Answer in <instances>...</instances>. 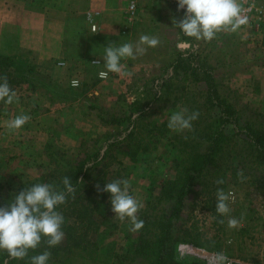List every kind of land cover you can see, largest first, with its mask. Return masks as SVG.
<instances>
[{"label":"rangeland","instance_id":"374dc122","mask_svg":"<svg viewBox=\"0 0 264 264\" xmlns=\"http://www.w3.org/2000/svg\"><path fill=\"white\" fill-rule=\"evenodd\" d=\"M134 1L132 21L126 19L131 0L104 1V10L118 20L117 35L111 36L100 33L99 27L90 29L87 12L94 14L96 24L101 17L107 18L106 23L111 14H97L89 0H0V56L22 65L21 71L0 70V78L7 79L17 97L12 103L0 101V190L22 189L68 159L100 151L104 159L94 173L105 170L109 182L129 181L130 194L143 205L138 218L142 209H150V201L159 209L169 206L164 201L158 205L156 197L163 182L177 174L180 157L173 136L200 132L217 114L202 72H194V66L204 63L210 67L220 95L237 109L238 125L226 128L235 134L237 151L225 158L221 171L197 185L202 190L199 194L187 198L184 214L175 222L179 241L169 244L167 251L173 249L178 260L195 258L207 264H215V256L221 252L230 264H264V167L256 166L248 155L250 147L243 135L250 124L264 126V23L253 21L236 31H221L211 41L195 40L172 24L173 18L179 20L184 13L177 10L176 0ZM141 34L158 36L160 43L143 55L122 60L128 75L109 73L108 78H100L104 46L135 42ZM180 39L191 41L192 46L178 50ZM179 53H190L194 62L168 77L164 68ZM98 58L99 64H92ZM73 79L79 80L78 87L71 85ZM154 83H159L156 95L151 89ZM184 107L198 111L199 117L191 129L173 132L166 126L168 116ZM137 110L134 122L125 120ZM21 114L30 119L18 129H9L8 121ZM124 130L133 134L126 139L122 134L123 139L113 147L104 146V141L119 138L116 134ZM131 150L136 151L134 159ZM218 188L231 193L230 212L224 216L215 210ZM106 197L110 201L107 192ZM229 217L240 219V226L229 228ZM111 220L114 225L98 232L97 251L90 259L75 256L76 264H140L121 260L130 246L124 238V230L131 232L130 222L120 221L112 210ZM185 228L198 232L202 242L214 240L209 246L216 248L181 241Z\"/></svg>","mask_w":264,"mask_h":264},{"label":"trees","instance_id":"16d2710c","mask_svg":"<svg viewBox=\"0 0 264 264\" xmlns=\"http://www.w3.org/2000/svg\"><path fill=\"white\" fill-rule=\"evenodd\" d=\"M189 55L179 53L175 60L165 66L163 72L171 77L177 75L181 69H187L194 62V56ZM185 60H188L187 64H184ZM21 67L22 65L14 60L3 59L0 56L1 71L11 68L21 71ZM194 67V72L201 71L203 80L209 85L208 99L217 106L215 120L207 121L200 127V132L173 136V147L177 149L180 157L175 166L177 174L163 182L159 189V197H156L158 205L164 201L169 206L159 209L156 204L150 201V209H146V207L141 210L143 214L139 219L144 221L143 227L138 231L124 230L127 231L124 238L129 240L130 246L129 250L125 252L126 254H122L123 259L121 260H138L140 264H207L195 258L178 260L175 258L173 249L170 252L167 250L169 244L179 241L175 236L177 230H175V222L183 216L187 198L199 194L202 190H199L197 185L205 184V178L221 171L225 158L232 156L237 151L234 146L235 134L230 133L226 128L229 124L238 125L236 120L238 112L231 103L227 102L226 98L220 95L217 83L208 70L210 67H205L204 63ZM6 75H11V72ZM156 85L159 83H154L151 87L155 95L159 92ZM161 86L163 83L160 84ZM136 102L137 100L131 102V105L135 106ZM138 112V110L130 112L125 120L134 122L138 117ZM122 134L126 139L133 133L128 135L125 130L119 132L116 134L119 138L107 139L103 142L104 146L106 148L113 147L118 139H123ZM243 135L245 142L250 147L248 155L255 160L256 166L264 167V126L250 124L246 127ZM125 146L129 147L127 150L129 154L130 142H126ZM239 146L240 144H238V148ZM100 153L97 151L81 158L68 159L63 166H56V169L54 168L48 175L36 181L52 183L58 188H62L63 177L68 176L76 189L75 193L70 195L58 209L64 216L62 241L54 247H49L46 238L42 239L39 247L34 250L30 249L28 256L23 259L11 258L6 250H0V264H30L29 257L46 249L51 253L50 264H76L75 256L87 255L89 259L92 257L98 249V232L101 227L114 225L111 220L110 201L106 200V192L102 191L104 183L109 182L107 172L100 170L98 173H94L104 159V157L100 158ZM130 155L134 159L136 151L131 150ZM20 190L10 187L8 189L1 188L0 205L5 204L12 195ZM180 240L212 250L216 248V246H212L214 248L209 246L215 244L214 240L207 239L202 242L201 235L198 232L192 233L189 228L183 230ZM83 263L86 264V262H77V264Z\"/></svg>","mask_w":264,"mask_h":264},{"label":"clouds","instance_id":"9594fccd","mask_svg":"<svg viewBox=\"0 0 264 264\" xmlns=\"http://www.w3.org/2000/svg\"><path fill=\"white\" fill-rule=\"evenodd\" d=\"M177 10L183 9L182 18H173L172 24L186 37L195 40L211 41L221 31H236L247 23V16L242 15L238 0H176ZM160 43L159 37L141 34L135 42L121 44L108 43L104 46V69L98 76L106 79L109 73L121 76L128 75L126 65L122 60L136 58L143 55L149 48H155ZM192 46L191 41L180 39L176 43L178 50H185ZM79 80L73 79L71 85L79 86ZM16 97L6 78H0V101L12 103ZM199 117L198 111H189L186 107L173 111L167 120V128L173 132H182L191 129L192 122ZM30 119L29 115L21 114L7 123L9 129H18ZM63 187L47 182L31 183L12 195L5 204L0 205V250H6L14 259H23L28 256L30 249H37L46 238L49 247L58 245L64 232L62 225L64 216L59 206L63 205L70 195L76 191L71 179L64 176ZM217 183L222 184L223 180ZM102 191L110 194V205L114 215L120 220L130 222V230L138 231L144 221L137 216L142 202L129 192L127 179H113L104 183ZM230 192L223 188L216 191L215 210L221 216L230 212ZM240 226V219L229 217L228 227ZM51 253L46 249L29 257L30 264H50ZM215 264H230L224 253H217Z\"/></svg>","mask_w":264,"mask_h":264},{"label":"built area","instance_id":"2783aa9c","mask_svg":"<svg viewBox=\"0 0 264 264\" xmlns=\"http://www.w3.org/2000/svg\"><path fill=\"white\" fill-rule=\"evenodd\" d=\"M238 3L241 5L242 8V15L247 16L248 20L247 23H251L255 21L256 24L264 23L262 19H264V7L261 6L263 0H238ZM135 7L136 3L134 0H131L127 7V21H132L135 17ZM94 14L91 12L86 13V18L89 22L90 29L92 31H97V24L93 21ZM92 64H99L100 60L95 59L91 60Z\"/></svg>","mask_w":264,"mask_h":264},{"label":"crops","instance_id":"0c3cea01","mask_svg":"<svg viewBox=\"0 0 264 264\" xmlns=\"http://www.w3.org/2000/svg\"><path fill=\"white\" fill-rule=\"evenodd\" d=\"M104 1L105 0H89V5H90L91 8H94V10H96L97 14H99V13L100 14H104V15L106 13L107 14H111L110 20L106 21V23H105V22H103V20L107 19V18H102L101 17V20H98L99 23L97 21V25H98V27L100 29V30L99 29L98 30L101 31L100 33H102L103 35L115 36V35H117L116 32L118 30V27H117V24H116V21H118V20H113L112 17H114V13H111L108 10L107 11L104 10ZM96 8H99V9H96ZM89 35H91V34H89ZM98 59H100V58H98Z\"/></svg>","mask_w":264,"mask_h":264}]
</instances>
